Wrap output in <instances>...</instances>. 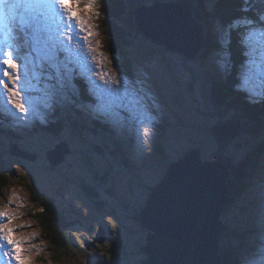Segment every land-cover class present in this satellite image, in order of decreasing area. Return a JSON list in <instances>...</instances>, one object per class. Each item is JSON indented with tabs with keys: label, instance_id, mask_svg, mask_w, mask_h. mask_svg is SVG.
I'll return each instance as SVG.
<instances>
[{
	"label": "rangeland",
	"instance_id": "rangeland-1",
	"mask_svg": "<svg viewBox=\"0 0 264 264\" xmlns=\"http://www.w3.org/2000/svg\"><path fill=\"white\" fill-rule=\"evenodd\" d=\"M42 10L44 11V8ZM56 18L54 13V21L57 24ZM54 21L51 24L47 22L48 28H53ZM214 26L213 29H209L210 33H215L216 24ZM76 29L78 27L72 29L71 40L67 35L59 36L57 32H52L51 35L44 34V37H51L49 45L57 46L60 39L72 43L69 47V55L74 62H80V66L83 62L86 64V71L94 77L92 85L96 86L100 100L104 102V106H107V110L117 116V124L121 123L120 129L107 130L102 135L88 133V124L78 120L81 114L74 116V120L78 123L75 128L80 129L81 132L73 129V125L71 126L69 121L64 119L65 117L61 119L65 121H63L64 128L58 133L59 136L51 134L50 129L46 135H43L42 131L47 124L45 122L36 129L22 128L18 137L23 141L26 152L33 154L34 158L31 160L12 155L3 158L7 167L13 170L15 178L11 187L4 193L5 196L0 197V205L7 207L9 203L11 206L17 203L16 211L19 214L23 213L25 218L17 222L27 221L34 224L30 227L32 231L34 229V236H30V239L36 244V254L40 255L41 260L38 259L37 262H32L33 264H84L94 259L97 264H101L102 261V264H141L145 255H139L136 245L143 242L142 236L144 234L146 237V231L140 229L136 217L147 199L150 188L163 176L168 161L178 159L187 150L196 147L200 148L203 159H208L211 154L216 153L217 143L212 137V128H217L220 122H217L216 116L211 114L212 110L208 107L206 99L207 81H209L207 73H210L207 66L209 60L207 57L202 65L197 60V56L192 59H183L180 54L156 44L141 33H133V42L128 46L129 64L133 76L129 77L119 73L111 59L107 58L101 62L103 53L97 48V43L93 41L92 36L88 40L75 39ZM32 31H35L34 27ZM80 34L85 36L82 32ZM263 39L264 34L251 39V44L256 43L258 52L261 47L264 48ZM89 45L94 51L90 50ZM225 53L223 44H220V48L214 53L212 63L220 66L219 62H221L224 65L225 60L228 59V54L224 55ZM117 57L121 61L122 58ZM28 60L31 59H27L26 63ZM31 61L30 65L34 68L36 59ZM109 61H111L110 68ZM25 66L26 64L19 69L22 77L20 85L26 89L22 91V95L26 99L31 97L33 105L26 118L20 121L28 126L30 121L27 116L36 115L34 117L37 118L43 113L55 116L58 109L59 114H66L67 107L74 103L70 94L72 93L71 85H68V88L58 89L45 102L43 89L47 84L55 82L31 81L29 83L23 78ZM27 68L31 77L33 69L29 65ZM254 68L257 74L261 75V79L253 81V88L264 89V69L258 68L256 64ZM45 71H50L46 63ZM106 71L109 74L115 71L118 80L126 78L135 91L125 95L120 84H113L112 88L117 91L109 93L105 88V80H101L99 75ZM0 96L6 103V97ZM36 102L43 107L44 111L37 109ZM7 106L15 112L12 105L7 104ZM124 109L129 110V116H122ZM20 114L25 117V114ZM135 118L138 119L137 125L134 122ZM145 127L150 129L148 137L143 135ZM115 132L128 135L124 137L130 141V144L126 146V149L130 151L127 152L128 156L131 160L139 161V169L136 171L119 167L118 145L111 141L113 139L111 135ZM259 138L256 135L241 133L228 144L224 153L229 157L230 153L235 154L234 160H237L244 152L247 153L250 144ZM3 140L6 142L0 144V149L7 152L13 146L11 141ZM58 141L67 142L70 149L57 165H52L47 160L46 152ZM139 142L142 144V149L137 147ZM125 143L126 140L122 138L121 147ZM96 146L99 148L98 151ZM165 153L169 156L168 161L163 155ZM247 164L250 168L246 174L247 181L251 183L238 201L233 203L222 216L227 222L232 217L247 221L250 230L255 232L253 239L249 238L239 250V264H245L246 258L251 257L264 244V151L252 168L251 162L248 161ZM23 180L35 182L48 198L54 197L56 201H53L63 215L71 212L74 213V218L81 220L77 224H70L67 228L71 242L64 250L59 251V262L53 260L52 251L48 250L51 246L55 248V241L52 240V244L45 241L34 216L27 212H31L34 206L29 202L28 190L20 183ZM90 189H94L95 196L87 194ZM31 195L38 201L34 192ZM7 209L9 211L11 208L7 207ZM68 219L71 220V218ZM69 220L68 222H71ZM100 225L104 230V241L97 243L91 250H86L82 241L93 236ZM52 237L59 241L58 235ZM250 246L251 248L248 249Z\"/></svg>",
	"mask_w": 264,
	"mask_h": 264
},
{
	"label": "trees",
	"instance_id": "trees-1",
	"mask_svg": "<svg viewBox=\"0 0 264 264\" xmlns=\"http://www.w3.org/2000/svg\"><path fill=\"white\" fill-rule=\"evenodd\" d=\"M151 1L153 0H98L97 8L100 12L99 22L101 24V36L103 38L106 50L110 52L108 53L111 55V57L117 59L115 61V64L117 66L119 64L127 72H130V49H128V46L133 42V33L140 34L135 29L132 23V10L138 2L146 4ZM192 1H194V5L192 6L193 15L196 22L201 25L204 33L203 45L201 51L197 56V60L200 61V63L203 65V61L209 56L210 52H212L213 49L217 48V44L214 41L215 37L210 35L209 28L211 29L214 24H216V26H227L234 18L243 17V12L240 11L242 4L241 0H208L209 4L207 3V0H205L206 4L202 3L204 0ZM211 3H213V5H210ZM250 6L255 9L254 2ZM242 30L243 27H238L231 30L230 44L232 55L230 57V60H228V67L225 69V73H223L222 75L223 82H213L210 77H208L209 81H207V104L208 107L212 110L211 114L216 116L217 122H220L217 128H212V137L214 138V140H216L217 143L215 154L224 156L225 163L230 170V175L226 182L229 187L228 202L224 207L223 214L227 210H229L233 203L238 201L242 194L245 193V189L251 183L250 181H247L246 176L247 171L250 169L248 168V161L251 162L252 168L257 163V161H259V157L262 156V152L264 151V99H261L256 103H251L249 102L247 92L242 93L241 95L237 94L240 95V99L232 90V86H234L235 84H237L238 86L240 85L238 77H242L243 69L245 67H249V64H245V62H243V58L240 56L239 50H236L235 36L236 33H242ZM118 54L123 56V61H119V58L117 57ZM189 68L192 69V66L189 65ZM208 70L214 76H218L213 67H208ZM77 86L79 97H83V99L89 97V93L91 91L90 89L87 90L85 88L82 78L77 79ZM67 108L68 109L65 112L66 114L60 116L57 115L54 117L57 123L49 126L51 134L59 136L58 133H60L61 129L64 128L63 121L65 120L69 121L71 126L73 125V129L77 130V132H81L80 129L75 128L78 126L77 121L74 120V116L76 114L82 115L78 119L80 122H86V124H88V133L92 132L95 135H102V133H104V131L102 130L110 128V124L113 123V121L109 122L107 126L101 124L100 120L99 122L86 121L83 118L85 112L78 106H74L71 103ZM62 117H65V120H61ZM134 122H136L137 125L138 122L136 121V119H134ZM241 133L256 135L260 138L250 144V148L248 149L247 153L244 152V154L240 158L234 160L235 154L232 155L230 153L229 157L228 155H226V153H224V151L227 149L228 144L230 142H233V140H235ZM42 134L46 135V132L43 130ZM116 134L117 136L112 137L116 138V141H111L114 144L118 145L119 155L117 157L119 159V167L122 169L125 168L129 171H131V168L137 170L138 168L134 167V165L130 162L129 156H126V146L130 143V141L124 137L128 135L125 133L123 134L117 132ZM0 135L5 139L13 142V144H17L19 146L23 145V141H21L15 134L4 133L0 131ZM122 138L126 140V143L123 147H121ZM2 142L6 141L0 138V144H2ZM96 149L97 151L99 150L97 146ZM21 151L22 152L20 153L26 156H32L23 148H21ZM163 155L168 161V154L165 153ZM5 156H9L8 153L0 149L1 194L5 190H7V188L12 183V180L15 178L13 170L7 167V165L3 161V158ZM169 162L170 161H168V163ZM102 180L104 181V178H102ZM24 185L28 189L30 199L40 210V212L37 213V218L39 219L41 228L43 230V238L48 244H52V240L56 243L55 248L50 245L51 247H48V250L53 251V260L55 262H59V251L64 250L65 247L71 242V239L69 237L70 234L67 233V228L70 224H77L81 220L74 218V213L71 212H67L66 215L64 214V216L63 213L59 210L56 202H54L56 201L55 198H48L36 186L35 182L25 180ZM32 192L36 194V198L38 199V201L33 198V196L31 195ZM87 194L89 196H95L96 192L94 191V189H90V191H87ZM115 198L118 199V197L116 196ZM68 218H71V220H69ZM68 220L71 222H68ZM224 222L226 228L223 231V235L220 241V255L222 264H239V250L249 238L253 239L255 232L253 230H250L247 221H240L232 217L230 221L227 222L226 220H224ZM53 235H58L59 241L52 237ZM142 241L143 242H141L140 245H136L137 252L140 256L144 255V234L142 236ZM250 248L251 246L248 249ZM248 249L246 251H248ZM84 264L97 263H95L94 259L91 261L88 260L86 263L84 262Z\"/></svg>",
	"mask_w": 264,
	"mask_h": 264
},
{
	"label": "bare ground",
	"instance_id": "bare-ground-1",
	"mask_svg": "<svg viewBox=\"0 0 264 264\" xmlns=\"http://www.w3.org/2000/svg\"><path fill=\"white\" fill-rule=\"evenodd\" d=\"M169 1H172V0H169ZM177 1H179V0H177ZM189 1L191 2L192 6H193L194 1H192V0H189ZM151 2L146 3L144 5H148ZM253 2L255 4V9H258L260 7H264V5L260 4V0H253ZM84 3H85V0H80V7H83ZM202 3L206 4L205 0ZM207 3L209 4L208 0H207ZM210 5H213V3H211ZM95 11H98L97 7L95 8ZM132 11H133V18H134V8ZM54 13H55V9L51 6L44 8V11L41 9V10L34 12L36 19L35 20L30 19V26L25 29L24 33L20 34V39L15 41L21 47V53H20L21 57H24L26 53L31 51L32 36L34 35V33H36V31H37L36 29H39V34L42 37H44V34L51 35L52 32H57L56 27L58 24V19L56 18V21H57V24H56L54 21ZM82 15H85V17L87 18L88 14L82 13ZM242 15L243 16H251L252 18H255L254 17V11H250L248 13H243ZM99 20H100L99 16L98 17L94 16V18L90 20V23L92 25H94V27L92 28V31L95 33L94 35H92V39L94 42L99 41V45H97V48H99V50L104 55H106V57L108 59L112 60L115 68L117 69V71L119 73H122V74L129 76V77H132L133 73L130 69L131 68L130 64H129L130 72H127L119 64H118V66L115 64V61L117 59L111 57V55L109 54L110 52L108 50H106L103 38L101 36V24H100ZM52 21H54L52 23L53 28L50 29V28H48L47 22L49 24H51ZM132 23H133V20H132ZM32 27L35 28V31H32ZM214 27L215 26H213L211 29H213ZM218 27L219 26H216L217 29H215L214 34L209 32L210 35L212 34L211 36L215 37L216 40L214 39V41L217 44V48L213 49L212 52H210V54L208 56L209 64L207 65L208 67H213L218 74V76H214L212 73H207V76L210 77L213 82H223L222 75H223V73H225V69L228 67V63H229L228 60H230V57L232 55L231 44H230L231 31H230V34L228 36L224 37V40L222 43L220 33L218 32ZM135 29L138 31V29L136 27H135ZM148 29H152V27H149ZM157 30H158L157 32L155 31L156 32L155 37H149L144 32H142L141 30H139L138 32L141 33L144 37L149 38L151 41L155 42L156 44L162 45L165 48H167L165 45H163L162 43H160L158 41L159 38L161 37V34L159 33V29H157ZM246 31H247V28L243 27L242 33H246ZM81 32L84 35H86V31H81V29H79V28L75 30V39L83 40V36L80 34ZM240 34L241 33H236V36H235V38H236V50H239V54L243 58V62H245V64H249V67H245L243 69V74H242L241 78L238 77L240 85L238 86L237 84H235L234 86H232V90L234 91V93L236 95L237 94L241 95L242 93H246L247 89H249V88L254 89L253 88V85H254L253 81L254 80L260 81L261 75L257 74V70L254 68L255 64L257 65L258 68L260 67V68L264 69V48L261 47L260 51L258 52L257 51L258 49L255 47V44H256L255 42H252V44L250 42L246 46L242 45L240 42ZM25 41H27V44H25ZM56 41H58V39H56ZM203 41H204V33H203L202 43H201L198 51L196 52L195 56L192 58H195L196 56H198L199 52L201 51ZM262 42L264 44V39L262 40ZM71 44L72 43L69 42L68 40L60 39L59 43L56 46V58L59 62H60V60H63V62H61V63L66 64L74 72V75H73V78H72V81L70 84L72 87V93L70 92V94L72 95V98L74 100V103H72V104L74 106H78L80 109H82L85 112V115L83 116V118L86 121L99 122V120H100L101 124L107 125V126H108L109 122L113 121V123L110 124V128H107V129L102 130V131L106 132L107 130H112V131H116L115 129L119 130L121 123L118 122V124H117V119H118L117 116L114 113H112L110 110H107V108H106L107 106H104V104H103L104 102H102L100 100L98 90H96V88H95L96 86L92 85L94 77L89 72L86 71V69H87L86 64L83 62V64H82L83 69H82V65L80 66V62H74L72 57L69 55V52H70L69 47L71 46ZM220 44H223L224 50L228 54V59L225 60L224 65L221 64V62H219L220 66H217L216 64L212 63V60L215 57V55H214L215 51L220 48ZM170 51H172V50H170ZM178 51L179 52H176V51H172V52H176V53L180 54L183 57V59H192V58H185L184 54L187 55V51H185V50L183 51V49H181V48ZM117 56H120L122 58L121 61L124 60L122 55L118 54ZM27 59H31V60L36 59V54L32 53V55L29 56ZM27 59H23V58L18 59L17 63L20 65V67H22V65L26 64V65H29V67L31 69H33V65H30L32 61L28 60V62L26 63ZM255 60H256V63L254 64ZM122 69L124 71H122ZM36 70L39 71V69H36ZM78 78H82V81H83L85 88L87 90L90 89V91H91L89 93V97H87L86 99H83V97H79L78 86H77V79ZM243 81H245V84H243ZM67 88H68V86H67ZM240 95H237V96L240 98ZM36 104L38 106L37 109H39V111H44L43 107H41L38 102H36ZM111 107H112V110L114 111L113 105H111ZM58 111L59 110H56L55 116L61 115L58 113ZM122 113H123L122 116H124V117L129 116V110L128 109H124L122 111ZM16 114L20 115L21 117H24L20 113H16ZM16 114L11 109V107L7 106V103H5L4 100L0 96V131L1 132L15 134L18 137L21 130H23L22 128H24V127L25 128L27 127L29 129H36V128L41 127L42 123L45 122L47 124L44 127L45 128L44 131L47 132L50 129L49 128L50 125H54L57 123L55 118H54L55 117L54 114L52 116H48L47 114L44 115V113H43V114H41L42 115L41 117H37V118L34 117L36 115H33L32 117L27 116V119L30 121V125L26 126V125H24V122L22 123L20 120L16 119V117H17ZM135 119L138 122V119L137 118H135ZM16 121L18 123H16ZM11 136H13V135H11ZM113 136H117L116 132L113 135H111V137H113ZM0 138L5 139L1 135H0ZM6 140H8V139H6ZM112 140L115 142L116 138H113ZM140 141H142V138H140ZM66 143L65 142H56L54 147L46 152V157H47V160L50 164L53 163L52 165H54V164L57 165V163L60 160H62L57 155V153L60 152L62 149H66L67 151H69V147L67 146ZM11 144L13 147L9 148L7 151L9 156L12 155V156L20 157V158L25 157V158L33 160V158H34L33 154L29 153L32 156H26V155L20 153V152H22L21 148L26 150V148L23 145L19 146L17 144H13V142H11ZM137 147H140V149H142L141 142H139V146H137ZM193 149H197L200 151V158H201L202 162H207V161L213 160V156H215V155L219 156L217 154H213V155L211 154L208 159H203L202 155H201L200 148L196 147V148H191L190 150H187L178 159L172 160L168 163L166 170H165V173L163 174V176L161 177L159 182L151 187L150 191L147 194V199L145 200L144 205L139 209L137 217H136V219L139 223L140 229L142 231H146V237H145V242H144V246H143V251H144L145 257L141 260V264H143L144 261H147L149 259V255H148V252L146 250V246L148 244L150 245V243L152 242L153 236L155 234L154 230H152L149 227H145L142 224L141 220L139 219L141 217V211L146 208L151 192L153 191V189L155 187H157L162 182V180L165 177L170 166L178 163L189 151H191ZM54 150L56 151L55 155L57 157L54 158L52 163H51L49 156H50L51 152ZM127 152H130V151L127 149L126 156H128ZM64 155L62 156V158H64ZM220 156H222V155H220ZM222 157L224 158V156H222ZM130 162L134 165V167H137L139 169V167H138L139 161L138 160H131V158H130ZM125 163H127V162H125ZM224 163H225V158H224ZM225 165H226V163H225ZM140 167H141V164H140ZM226 167H227V165H226ZM131 169H133V168H131ZM133 170L136 171V169H133ZM229 175H230V170H229V174H228L226 181H225L223 176H220L219 178H217L214 174L215 184L213 185L212 190H210V187H208V186H207V188L206 187L200 188L201 181L198 183H195L194 189H198V193H196V194L191 192L192 190L188 184V189L186 192L184 191V193H185V198L191 202L190 206L187 208L188 214H190L191 217H188L189 215L186 216V218H183V217L179 218L178 217L177 220L180 221V223H182V225H183V226L179 225V227H181L182 229H181V231L177 232L173 237H171L168 241H163L160 244L158 252H157V256H156L157 264H173V262H176V264H205V256L209 252L210 246H211V239H210L209 234H213V235L218 236V239H216L214 241L216 244L217 255L219 257L216 264H222L221 255H220V241H221V237L223 235V231L226 228L224 219L222 218V214L224 212V207L228 202L229 187H228L226 182H227ZM24 182H25V180H23V182H20V183H22L24 185ZM221 184L227 185L228 194H227L225 204H222L223 207H222V210L219 214V223L214 219V221H212L213 222V230H211L209 228L210 221L208 218L211 217L212 213L206 209L205 217L203 220L202 219L203 216L202 215L200 216L199 212H198L201 209L200 206H198V201H201L202 195L207 196V193L209 191H210V193H209L208 199L211 200L213 198V193L219 192L221 189L220 187H216V186L221 185ZM11 185L12 184H10V186L7 188V190L11 187ZM26 189H27V187H26ZM7 190H5L2 194L0 193V197L5 196L4 193ZM206 196H204V198H206ZM28 198H29V202L32 203L34 208L32 207L31 212H29V211H27V212L31 213L34 216L36 222L38 223L39 228H41L39 219L37 218V213L40 212V210L34 205V202L30 199V195ZM209 200H207V201H209ZM174 205L181 208L179 202H175ZM7 207H10L12 210L9 209V211H8ZM7 207L5 205L4 206L0 205V211H7L9 213V217H0V224H7L9 227H11L13 229L11 235L13 236V238L21 241V244L19 245L21 257L27 261V264H33L32 262H37L38 259H40V255L36 254L37 253L36 246H35L36 244L30 239V236L31 237L34 236V229L32 231V228H30V227L34 226V224L29 223L27 221L17 222V221L25 219L23 213L19 214L16 211L17 203L13 204L12 206H11V203H9V205ZM27 212H25V213L28 214ZM200 222L204 223L207 226L202 227L200 225ZM40 232L42 235L43 234L42 228L40 229ZM107 234L108 233H106V235ZM104 239H105L104 230H103L102 226L100 225V226H98L97 230L95 231V234L93 236H91L89 239H84L82 241V244L86 250H91L97 243H102L104 241ZM8 248L10 250L11 246H8ZM0 251H2V250H0ZM52 253H53V251H52ZM173 254H175V258H173V256H169V255H173ZM165 256H169V257L167 258V260L164 263H161V257H165ZM0 264H17V261H15V260L8 261L7 258H4V257H2V255H0Z\"/></svg>",
	"mask_w": 264,
	"mask_h": 264
},
{
	"label": "snow or ice",
	"instance_id": "snow-or-ice-1",
	"mask_svg": "<svg viewBox=\"0 0 264 264\" xmlns=\"http://www.w3.org/2000/svg\"><path fill=\"white\" fill-rule=\"evenodd\" d=\"M253 0H241L243 13L254 11V17H237L234 18L227 26H219L218 32L223 37L230 34V31L238 27H246L247 32L240 34V42L242 45H247L251 42L252 37L264 34V7L253 9ZM260 4L264 5V0H260ZM98 5V0H85L83 7H80V0H0V95L6 97V103L12 105L15 113H23L25 117L33 105L31 97L25 98L22 91L26 90L20 85L18 59H27L32 53L36 54V63L34 65L32 75L29 77L27 65L25 66L24 79L31 81H54L49 83L43 89L45 102L58 89H62L71 84L74 72L66 64H62L56 58V45H49L50 36L42 37L39 34V29L32 36L31 51L21 57V47L17 41L20 39V34L25 32V29L30 26V19L35 20V11L47 8L49 6L55 9V15L59 20L56 31L59 36L67 35L69 40L72 39L71 32L74 28H80L81 31H86L84 40L95 33L92 31L94 25L89 23L91 19L100 15L99 11H95ZM82 13H86L87 18ZM66 14V16H65ZM99 45V41L96 42ZM27 44V41H25ZM90 50L91 45H89ZM224 55H227L226 53ZM101 62L107 57L101 54ZM96 59V57H94ZM45 63L50 71H45ZM109 68L111 66V61ZM39 69V71H36ZM100 75L101 80H105V88L109 93L116 92L112 88L113 84H120L125 95L134 92L135 89L130 87V82L126 79H117L115 71L103 72ZM248 99L251 103L259 102L264 99V89L254 90L247 89ZM25 117L17 115V120H22ZM150 129L145 127L143 135L148 137ZM0 217H9L7 211H0ZM13 229L7 224H0V255L7 258L8 261L15 260L17 264H27V261L21 257L19 245L21 241L13 238L11 235ZM8 246H11L9 250ZM245 264H264V244H262L249 258H246Z\"/></svg>",
	"mask_w": 264,
	"mask_h": 264
},
{
	"label": "water",
	"instance_id": "water-1",
	"mask_svg": "<svg viewBox=\"0 0 264 264\" xmlns=\"http://www.w3.org/2000/svg\"><path fill=\"white\" fill-rule=\"evenodd\" d=\"M133 24L138 31L141 30L149 37H155L157 29H159L161 37L158 41L169 50L179 52L178 50L181 48L183 51H187V55L184 54L185 58L194 57L203 40L202 27L193 16L192 4L189 0H154L148 5L138 2L134 6ZM149 27H152L153 30L148 29ZM67 152L66 149H62L57 155L62 159V156ZM55 153L54 150L49 156L51 163L57 157ZM214 174L217 178L223 176L226 181L229 170L224 163V158L215 155L213 160L202 162L200 151L197 149L189 151L178 163L170 166L162 182L151 192L147 206L141 211L139 218L145 227H149L155 232L152 242L146 246L149 259L143 264H157L156 256L160 244L163 241H168L182 229L179 227L182 223L177 220L178 217L186 218L188 215L191 217L187 210L191 202L185 198L184 193L188 189V184L194 194L198 193V189H194V184L200 181V188L208 186L212 190L215 184ZM216 187L221 189L219 192L213 193L211 200L208 199L209 191L207 196L202 195L201 201H198V206L201 208L198 212L200 216H203V220L206 209L212 213L208 218L211 230H213L212 221L214 219L219 223L222 204H225L228 194L226 184ZM175 202H179L181 208L175 206ZM200 225L207 226L201 222ZM209 235L211 246L205 256V264H216L219 257L214 241L218 239V236ZM169 256L175 258V254ZM169 256L161 257V263H164Z\"/></svg>",
	"mask_w": 264,
	"mask_h": 264
}]
</instances>
